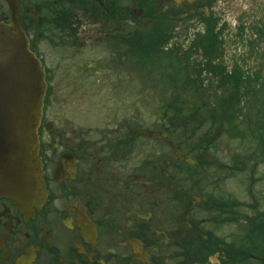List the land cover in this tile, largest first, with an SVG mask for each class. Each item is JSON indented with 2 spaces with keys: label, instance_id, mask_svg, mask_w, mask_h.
<instances>
[{
  "label": "flooded vegetation",
  "instance_id": "flooded-vegetation-1",
  "mask_svg": "<svg viewBox=\"0 0 264 264\" xmlns=\"http://www.w3.org/2000/svg\"><path fill=\"white\" fill-rule=\"evenodd\" d=\"M0 21L44 67L47 189L0 196V264H264V0H0Z\"/></svg>",
  "mask_w": 264,
  "mask_h": 264
},
{
  "label": "water",
  "instance_id": "water-1",
  "mask_svg": "<svg viewBox=\"0 0 264 264\" xmlns=\"http://www.w3.org/2000/svg\"><path fill=\"white\" fill-rule=\"evenodd\" d=\"M45 88L20 27L0 21V196L23 207L46 197L37 139Z\"/></svg>",
  "mask_w": 264,
  "mask_h": 264
},
{
  "label": "rangeland",
  "instance_id": "rangeland-1",
  "mask_svg": "<svg viewBox=\"0 0 264 264\" xmlns=\"http://www.w3.org/2000/svg\"><path fill=\"white\" fill-rule=\"evenodd\" d=\"M187 101H189V102H191V100H189L188 98H187ZM155 101H153V103H154Z\"/></svg>",
  "mask_w": 264,
  "mask_h": 264
}]
</instances>
